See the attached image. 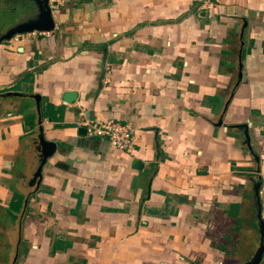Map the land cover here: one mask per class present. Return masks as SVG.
I'll return each instance as SVG.
<instances>
[{"label":"crops","instance_id":"1","mask_svg":"<svg viewBox=\"0 0 264 264\" xmlns=\"http://www.w3.org/2000/svg\"><path fill=\"white\" fill-rule=\"evenodd\" d=\"M44 2L22 11L33 3L25 26L48 30L11 35L8 11L0 25V205L11 187L31 194L15 264H250L264 243V0H47V16ZM32 95L55 145L33 183ZM85 120L131 125L129 150L87 137Z\"/></svg>","mask_w":264,"mask_h":264},{"label":"rangeland","instance_id":"2","mask_svg":"<svg viewBox=\"0 0 264 264\" xmlns=\"http://www.w3.org/2000/svg\"><path fill=\"white\" fill-rule=\"evenodd\" d=\"M29 1L30 0L27 1V4H29ZM13 3V0H0V13L3 15L6 14V16H8L9 14L6 13L8 11L10 15H12L16 20L15 28H23L28 21L33 19L35 15L33 13L35 7L33 4L34 2L31 3L32 7L30 6L31 8H29L27 11H22V8L24 7L22 5L19 7L15 3V6H12ZM1 32L2 31L0 29V34ZM3 208L4 206L0 205V264H13L12 261L14 257L15 246L17 245L18 240L19 224L17 223V226L15 224L11 227L8 218L4 215ZM18 257L19 256L17 255L16 260ZM16 260L14 264L16 263Z\"/></svg>","mask_w":264,"mask_h":264},{"label":"water","instance_id":"3","mask_svg":"<svg viewBox=\"0 0 264 264\" xmlns=\"http://www.w3.org/2000/svg\"><path fill=\"white\" fill-rule=\"evenodd\" d=\"M46 3H47V0H45L44 2V6H45V11H46V16L49 15V10L46 8ZM49 28L48 27H44V26H29V27H23V28H16L12 33V34H21L23 32H28V31H46L48 30ZM9 34V36H11ZM11 94H8L7 96H10ZM30 99L34 100L35 104H36V113H37V125H38V136H37V139L39 140V144H40V156H39V162H38V166L35 170V172L33 173L32 175V180L31 182H35L36 179H40V176H41V169H42V166L45 164L47 158H49L52 153L54 152V149H55V145L49 141H46L43 137V134H42V127L40 126V123H41V117H40V111H39V102H40V97L38 95H32L30 96ZM63 99L66 103H71L73 102V100L75 99V94L73 93H66L64 94L63 96ZM31 183V184H32ZM38 184H39V181L36 182L35 184V188L38 187ZM31 194H29L27 197H25V199H23V203H22V208H21V211L19 213V220H18V224H19V228H18V240H17V245L15 247V254H14V257H13V264L16 260V257H17V251H18V246H19V243L21 241V231H20V226H21V219L24 215V211L26 209V205H27V200L29 198ZM260 212V211H259ZM259 216H260V213H259ZM17 222V221H16ZM261 231H262V234L264 235V226L263 224H261ZM264 252V243L259 247L257 253L255 254L253 260L251 261L250 264H258L261 260V257H262V254Z\"/></svg>","mask_w":264,"mask_h":264},{"label":"built area","instance_id":"4","mask_svg":"<svg viewBox=\"0 0 264 264\" xmlns=\"http://www.w3.org/2000/svg\"><path fill=\"white\" fill-rule=\"evenodd\" d=\"M48 32H40V35L48 36ZM87 137L107 141L113 148L128 151L134 137V129L129 124H121L111 120L87 121L82 123ZM260 219L264 226V208L260 212Z\"/></svg>","mask_w":264,"mask_h":264},{"label":"trees","instance_id":"5","mask_svg":"<svg viewBox=\"0 0 264 264\" xmlns=\"http://www.w3.org/2000/svg\"><path fill=\"white\" fill-rule=\"evenodd\" d=\"M16 4L20 7V5L24 6L22 8V10L24 8H26L27 6V1L26 0H15ZM15 6V5H14ZM19 10V9H18ZM0 25H7L10 24V20H8L5 15H3L2 13H0ZM0 26V29L3 27ZM10 192H11V198L7 204L6 207L3 208L4 211V215L8 218L10 226L12 227L13 225H15L17 219H18V215L21 211L22 208V203H23V195H21L16 189H14V187L10 188Z\"/></svg>","mask_w":264,"mask_h":264}]
</instances>
